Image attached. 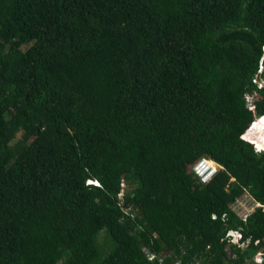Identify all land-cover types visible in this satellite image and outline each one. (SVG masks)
<instances>
[{"label":"trees","instance_id":"1","mask_svg":"<svg viewBox=\"0 0 264 264\" xmlns=\"http://www.w3.org/2000/svg\"><path fill=\"white\" fill-rule=\"evenodd\" d=\"M263 47L264 0H0V264H264Z\"/></svg>","mask_w":264,"mask_h":264},{"label":"clouds","instance_id":"2","mask_svg":"<svg viewBox=\"0 0 264 264\" xmlns=\"http://www.w3.org/2000/svg\"><path fill=\"white\" fill-rule=\"evenodd\" d=\"M263 51H264V47H263ZM253 83H255V84H257V87L258 88H262L263 86H264V62L262 61L261 63H260V65H259V67H258V75H257V77H255L254 79H253ZM254 96H255V93L253 94V95H246L245 96V100H246V103H247V106L248 107H252L253 106V104H252V100H253V98H254ZM263 121V123H262V127H263V129H259V128H257V126H255L258 122H262ZM248 132H251V138L252 139H254L255 140V143H253V147H254V149L256 150V152H258V153H260V152H263L264 151V114H262V115H259V116H257L255 119H254V121L251 123V125L249 126V128H248ZM201 158H205V159H210L211 161H213L214 163H215V165H216V172H214V174L212 173L211 175H210V177H209V180H208V182L207 183H209L216 175H217V173L219 172V171H221L222 169H223V167L219 164V163H217L215 160H213L212 158H210V157H201ZM200 158V159H201ZM199 160V159H198ZM197 160V161H198ZM196 161V162H197ZM195 162V163H196ZM194 163V164H195ZM193 171V170H192ZM194 176H195V174H194ZM212 176V177H211ZM196 177V176H195ZM196 179H197V181L199 182V183H201L199 180H198V178L196 177ZM207 183H205V184H207ZM87 184H94V185H97V182L96 181H91V180H89L88 182H87ZM201 184H203V183H201ZM122 187H124V185H122ZM124 189V188H123ZM246 194V193H245ZM252 201L254 202V204H253V209H252V211H250V212H248L247 214H244V215H246V218H245V220H243V216L242 217H240V216H238L237 214V216L240 218V220H242L244 223L246 222V220H247V218H248V216L257 208V207H261V205L258 203V202H256L255 200H253L252 199ZM256 204H259V206H256ZM232 205V204H231ZM230 208H231V206H230ZM231 210H232V208H231ZM233 211V210H232ZM234 212V211H233ZM235 213V212H234ZM214 217L215 216H212V218L214 219ZM229 231H239L240 232V229H237V230H232V229H230V230H228L227 232H226V234H225V240L226 239H228V237H227V233L229 232ZM240 234H241V232H240ZM245 243H249V240L247 239L246 241H243L242 240V234H241V238L239 239V244H245ZM232 244H236L238 247H241V248H245V247H242V246H240L238 243H232ZM145 249H147V248H143L142 249V251H143V253H144V250ZM149 252H151L149 249H147ZM258 252V251H257ZM261 252V251H260ZM151 253H153L155 256H156V258L154 259V260H152V261H156L158 264H163L164 263V261H165V257H163V256H160V255H157L155 252H151ZM144 256H145V258L148 260V258L146 257V255L144 254ZM159 258H162L163 259V261H162V263H160L159 262ZM148 261H150V260H148ZM152 261H150V262H152ZM176 262H179L180 264H184L181 260H179V259H177V260H175L172 264H175Z\"/></svg>","mask_w":264,"mask_h":264},{"label":"built area","instance_id":"3","mask_svg":"<svg viewBox=\"0 0 264 264\" xmlns=\"http://www.w3.org/2000/svg\"><path fill=\"white\" fill-rule=\"evenodd\" d=\"M192 170H193L195 176L198 178V180L201 183L205 184L208 182L210 175L212 173L214 174V172H216V165L210 159L201 158L193 165ZM118 197L119 198L122 197V193L118 194ZM256 206H259V204H256ZM242 218H243V220H245L246 215H244ZM227 237H228L229 242L239 244V239L241 238V234L239 231H229L227 233ZM239 245L242 247H245L247 245V243L239 244ZM144 254L146 255V257L150 261H152L156 258V256L153 253L149 252L147 249L144 250ZM262 255H263V253L258 251L255 253L254 258H256L257 256L260 257ZM162 261H163V259L159 258V262L162 263ZM175 264H180V263L176 262ZM246 264H251V263L248 262Z\"/></svg>","mask_w":264,"mask_h":264},{"label":"rangeland","instance_id":"4","mask_svg":"<svg viewBox=\"0 0 264 264\" xmlns=\"http://www.w3.org/2000/svg\"><path fill=\"white\" fill-rule=\"evenodd\" d=\"M248 135L251 136V132H248ZM20 136V135H19ZM254 202L252 201V198L248 194H243L241 197H239L232 205V210L240 217H242L244 214H247L248 212L252 211ZM100 242L102 243L103 247L106 249V236L104 234V231L102 230L100 233Z\"/></svg>","mask_w":264,"mask_h":264},{"label":"bare ground","instance_id":"5","mask_svg":"<svg viewBox=\"0 0 264 264\" xmlns=\"http://www.w3.org/2000/svg\"><path fill=\"white\" fill-rule=\"evenodd\" d=\"M262 123H263V122H261V123H257L255 126H257V128H259V129H263V127H262Z\"/></svg>","mask_w":264,"mask_h":264}]
</instances>
